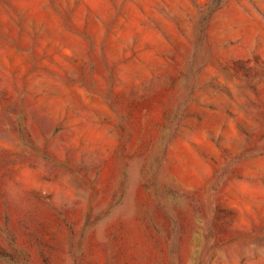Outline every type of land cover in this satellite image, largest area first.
Segmentation results:
<instances>
[{
  "label": "rangeland",
  "instance_id": "374dc122",
  "mask_svg": "<svg viewBox=\"0 0 264 264\" xmlns=\"http://www.w3.org/2000/svg\"><path fill=\"white\" fill-rule=\"evenodd\" d=\"M0 264H264V0H0Z\"/></svg>",
  "mask_w": 264,
  "mask_h": 264
},
{
  "label": "bare ground",
  "instance_id": "6f19581e",
  "mask_svg": "<svg viewBox=\"0 0 264 264\" xmlns=\"http://www.w3.org/2000/svg\"><path fill=\"white\" fill-rule=\"evenodd\" d=\"M39 105H40V104H39ZM39 105H38V106H39ZM84 127H85V126H84ZM80 128H81V127H80ZM85 129H86V128H85ZM78 130H79V129H78ZM81 133H82V132H81ZM86 144H87V143H86ZM84 146H85V145H84ZM76 148H77V147H76ZM84 148L86 149V147H84ZM80 150H81V148H80Z\"/></svg>",
  "mask_w": 264,
  "mask_h": 264
}]
</instances>
